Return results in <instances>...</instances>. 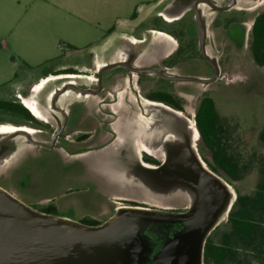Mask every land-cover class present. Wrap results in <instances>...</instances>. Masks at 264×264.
Listing matches in <instances>:
<instances>
[{
	"label": "flooded vegetation",
	"instance_id": "flooded-vegetation-1",
	"mask_svg": "<svg viewBox=\"0 0 264 264\" xmlns=\"http://www.w3.org/2000/svg\"><path fill=\"white\" fill-rule=\"evenodd\" d=\"M209 1L211 4L202 0H151L150 2L154 7L146 21L140 19V12L135 13L134 19L138 22L132 28L134 38H109V41H107L109 44L103 50L102 55L88 54L86 56L85 62L87 65H80L81 61L75 55L74 61L77 63L74 66H61L51 70L43 69L44 78L37 84L48 78L49 74H53L50 76H74L77 78H58L48 81L44 85L35 100L41 110L42 115L40 116L33 114L30 109L31 115L5 111L10 112V119L13 118L11 121L18 123L17 126L20 128L29 126L37 129L38 133L33 137L38 143L29 142L24 134L0 137V150L4 154L11 153L14 149L13 146L20 145L15 159L12 160V163L14 161H17V163H14V169L10 170L7 183L3 185L0 183V186L7 191L16 189L18 194L26 195V197L40 195V197L48 196V198L55 199L54 186H63L76 178H90L91 183L89 184L93 187V194L103 197L101 199L100 215H105L107 210L116 212L117 208L125 205H139V203L142 205L141 203L144 202H140L136 197L129 195L128 192L123 193L124 191L118 187L108 186L107 178L103 176V163H89L86 154L94 149L93 145L95 143L97 144L96 149L100 150L118 137L117 131L112 128L113 114L110 111L111 109L107 108L112 101L117 102L122 99L125 103H128L135 99L138 102L140 98L141 102L146 99L165 103L176 110L178 114H180L178 112L180 111L182 113L180 115L187 118L184 113L185 99L182 97L183 92L177 90L175 83H202L179 79V76L201 77V75L197 73L184 74L178 72L177 69L182 66L186 69L189 66L197 67L201 65L200 63L205 62L208 65L207 70L211 71V75L201 78L211 79L216 72H218L217 79L220 77V71L222 70L219 59L214 58L209 53L207 20L202 5L217 13L231 12L223 17L222 22L219 21V16H216L211 24H229L232 26L229 29V36L233 41H237L244 36L241 25L233 26L232 24L236 21L239 22L240 13H243L245 9L231 11L234 7L237 8L236 5L241 0ZM198 9L200 10V16ZM167 14L173 15V19H168ZM112 32L110 31L107 37ZM65 57L61 56L59 60H63ZM98 59L102 62L97 63ZM93 66L96 68H92ZM135 69L143 71L138 72ZM136 74L139 76L136 79L137 83L134 81ZM125 75L128 78V84L126 85L129 91L121 96L117 91L121 86L119 77ZM83 78L93 80L95 86L79 84V80ZM145 79H150L155 83L158 81L157 84H160V86L153 87L143 94L139 82L141 80L145 81ZM55 82L57 83L51 86ZM66 85L68 86L66 87ZM32 88L33 86H30L28 91H24V94L28 96L27 94ZM72 91L90 99L87 101H71L73 95L70 92ZM205 96L210 95H204L201 100ZM30 98L33 99L32 97H24L22 101L18 97L11 100L19 101L25 105L24 101L26 102ZM95 98L98 99L99 104L96 109L91 104L96 100ZM178 119L180 122H176L173 127L176 135L182 138L188 135L189 130L184 119L181 117ZM194 119L196 120V114ZM109 134L110 138L107 136ZM162 137L163 135L160 134L156 141L162 140ZM27 144L37 150L27 152ZM71 157L74 159H71ZM143 159L156 165L161 164L163 161V159L157 158L146 151H143ZM135 164L127 163L130 167L135 166ZM89 170L94 171V176H90L91 172ZM55 172L58 177H56ZM47 173L50 174L49 177ZM109 190L110 195L117 197V199L108 201L109 197L105 194ZM113 203H120L121 205L114 206ZM162 208L164 210L161 211L168 213L182 212L179 210L180 206L170 205ZM58 209L56 203H50L41 208L43 211H55L56 214ZM80 222L102 223L98 218H84Z\"/></svg>",
	"mask_w": 264,
	"mask_h": 264
},
{
	"label": "water",
	"instance_id": "water-1",
	"mask_svg": "<svg viewBox=\"0 0 264 264\" xmlns=\"http://www.w3.org/2000/svg\"><path fill=\"white\" fill-rule=\"evenodd\" d=\"M202 1L211 4L209 0ZM199 12L198 9L200 16ZM217 77L218 72L211 79L195 76H179V79L208 84ZM148 105L158 110L155 115L153 111L146 112L150 122L157 125L149 143L163 148L165 161L159 165L136 163L132 167L127 163H113L111 167L103 164L104 171H112L109 177L105 176L107 184L130 190L129 194L140 191L168 201L189 194L192 201L188 209L168 213L148 206L126 205L117 208L106 221L91 225L36 210L0 186V264H201L204 261L211 229L223 212L232 209L237 199L235 191L199 158L192 145L187 118L170 106ZM180 117L189 130L182 138L173 127ZM191 122L199 138L197 122L195 119ZM17 134L38 143L25 129L0 137ZM160 134L162 140L156 141ZM2 152L0 159L5 155Z\"/></svg>",
	"mask_w": 264,
	"mask_h": 264
},
{
	"label": "rangeland",
	"instance_id": "rangeland-1",
	"mask_svg": "<svg viewBox=\"0 0 264 264\" xmlns=\"http://www.w3.org/2000/svg\"><path fill=\"white\" fill-rule=\"evenodd\" d=\"M60 2H69L73 4L76 10L83 8L84 12L87 13L86 16L91 18V22H88L85 18L75 16L70 18L74 20L72 26L71 20L67 22V19L62 18V15L56 20L53 21L55 33L54 41L57 43L58 49L55 51V54H66L71 51L69 44H77L82 46L86 44L89 38L96 32L98 28V21L104 26H116L120 20H125L130 18L133 11L140 9L143 0H58ZM237 9H245L243 13H240L239 22H233V26H239L243 28L241 31L244 33L243 38L240 37L237 41H233L229 36V24L226 25H216L211 24L213 18L219 16V21H223V17L228 12H214L209 9L207 6L202 5L204 11V16L207 20V31H208V47L209 53L218 58L221 64L220 77L212 83H195V82H178L175 83L177 90L182 91V97L184 100V113L185 115L194 120L195 114L200 103L201 98L204 95H210L215 99V103L218 109V112L225 124L226 131L225 135L227 136V141L230 143V150L235 152L242 163L248 165L247 172L242 180L234 181L231 178L227 177L224 173H219L223 179L230 184L232 189L235 191V196L242 193H253L258 180L260 178V157H264V143L261 141L260 133L264 126V67L257 65L250 52L249 42H250V33L255 17L264 10V0H241ZM47 9L43 8L41 11V17L44 20V24L48 21ZM242 11V10H240ZM66 14H63V17H66ZM241 20V21H240ZM70 24V25H68ZM96 36V35H95ZM94 36V37H95ZM91 37V38H92ZM39 58H44L40 56ZM17 62L21 66V71L24 70L25 64L20 61L18 57H15ZM48 63V62H47ZM71 59H68L67 56L63 60H55L47 65H43L41 70L49 68H58L62 64H70ZM201 65L195 67H187V69L182 66L177 69L178 72L184 74L197 73L201 77L211 75V71L207 70L208 65L203 62ZM96 68V67H92ZM192 71H191V70ZM15 72H18L15 69ZM139 76L135 75V82ZM120 78V87L117 89L119 95L123 96L129 91L127 89L128 78L125 75ZM143 80V79H142ZM141 80V81H142ZM139 82V85L142 89V93L145 94L150 91L153 87H159L160 84L152 82L150 79H145V81ZM57 82L51 84L54 86ZM79 84L86 86H95V82L83 78L79 80ZM137 83V82H136ZM73 95L71 101L75 100H89L90 98H85L83 95H78L75 92H70ZM18 98V97H17ZM14 97L13 99H17ZM91 104L93 108L99 107L98 99L95 98ZM11 100V99H9ZM130 105V104H129ZM127 104L120 103L119 105H114L113 109L118 113L114 114L115 127L118 128L119 121L116 120V117H121L120 113L126 110H129ZM133 111V118L135 119L138 116H141L142 112H155L158 113L157 109L150 107L144 101L139 102L138 104L134 102L133 107L130 109ZM6 110L0 109V123H10L18 125L11 121L10 112H5ZM100 113V111H99ZM146 114V113H145ZM150 117V116H149ZM148 121V119H146ZM150 121V120H149ZM148 121V122H149ZM120 127V125H119ZM110 137V135H108ZM19 138V137H18ZM23 139V138H19ZM24 144V142H23ZM26 145V144H25ZM96 143L93 145V150L97 151ZM197 147L201 157L210 163H214L211 157V154L208 148L204 145L203 141L200 138L197 140ZM25 149V148H24ZM27 152H35L37 149L31 145L27 144ZM15 159V158H14ZM13 159V160H14ZM71 159H74L71 157ZM14 163L17 161H10L6 165H0V183L1 185L7 183V179L10 173V170L14 169ZM90 176H94L92 170H89ZM56 173V172H55ZM46 174V173H45ZM89 174V172H88ZM57 175V173H56ZM49 177L50 174L47 173ZM58 177V175L56 176ZM89 178V177H88ZM90 179V178H89ZM89 179L76 178L68 183H65L63 186L58 185L54 186V198H48V196H29L20 195L16 189H9L8 191L13 194L16 198L20 199L27 205L44 212L41 210L42 207L49 205L50 203H56L59 207L57 215L65 218H69L76 221H81L84 218H98L101 222H104L109 217L114 214V210H107L105 215H100L101 207V197L100 195L93 194V187L89 184L91 183ZM108 185V184H107ZM110 185V184H109ZM108 185V186H109ZM112 186V185H110ZM109 189V188H108ZM69 190V191H68ZM123 193L128 194L131 192L123 188ZM13 192V193H12ZM109 192V195H108ZM105 195L110 199H117V197H112L110 195V190ZM133 192V191H132ZM102 194V193H101ZM139 194V195H138ZM133 197H136L141 203L148 207H156V209L164 210L163 206H180V211L187 210L188 206L191 204L192 197L189 194H182L176 200H167L163 199L159 195L153 194H144L143 192L135 194V192L129 194ZM112 197V198H111ZM119 199V198H118ZM236 200H234L235 203ZM112 202V201H111ZM114 206H120V203H113ZM156 204L157 206H152ZM140 205V203H139ZM229 212L222 213L214 226L211 229L210 235L214 241H219L222 233L229 228L228 224ZM241 260H235L226 264H264V252H254L247 248H241ZM201 264H205L203 261ZM215 264V263H210Z\"/></svg>",
	"mask_w": 264,
	"mask_h": 264
},
{
	"label": "crops",
	"instance_id": "crops-1",
	"mask_svg": "<svg viewBox=\"0 0 264 264\" xmlns=\"http://www.w3.org/2000/svg\"><path fill=\"white\" fill-rule=\"evenodd\" d=\"M150 1L143 0L139 10L133 11L130 18L120 20L116 26H104L101 21H98L96 32L86 44L82 46L74 43L69 44L71 51L65 56L71 59V63L62 64L61 66H74L77 63L74 61L75 55L80 59V65H87L85 62L86 56L88 54L102 55L103 50L109 44L107 42L109 38H134L132 28L138 22V20L134 19L135 13L137 11L138 13L140 12V19L146 21L154 7ZM43 8L48 10V21L46 24H44V20L41 17ZM84 11L83 8L76 10L73 4L69 2H60L58 0H0L1 99L9 100L18 96L23 101L24 97H31L33 88L44 78V72L41 67L56 59L59 60V57L63 56V54H55L59 45L54 41L55 25L53 21L62 15V18L67 19V22L71 20L72 26L75 25V22L70 18L75 16L83 17L88 22H91V18L86 16L87 13ZM63 14L67 16L63 17ZM93 23L91 22V24ZM110 31L113 32L107 37ZM40 56L44 58H39ZM15 57H18L26 65L23 71H21V66ZM96 62L101 63L102 60L98 59ZM61 66L59 65V67ZM15 69L18 72H15ZM51 69L49 68V70ZM50 75L53 74L48 76L50 77ZM30 86H33V88L26 96L24 91H28ZM122 102L124 101L119 99L117 102L112 101L111 104H108L107 108L111 109L112 118H114V114L118 113L113 109L114 105L122 104ZM134 102L138 104L141 100L139 98L138 102L135 99L128 103L124 102V104H130L128 106L129 110L121 112V117H116V120L119 121L118 128L115 127L113 120L112 128L118 133L116 140L105 145L100 150L94 151L92 149L87 152L86 159L89 163H103L105 167H111L114 165L113 163H150L143 159V151L163 159L162 163L165 161L166 155L163 148H158L155 144L149 143L150 137L154 135L157 128L156 124L149 121V115L145 114L146 112H142L141 116L129 119V117L133 118V111L130 109L133 107ZM107 116L110 118L109 115ZM111 172L106 170L103 172V176L109 177L112 174Z\"/></svg>",
	"mask_w": 264,
	"mask_h": 264
},
{
	"label": "trees",
	"instance_id": "trees-1",
	"mask_svg": "<svg viewBox=\"0 0 264 264\" xmlns=\"http://www.w3.org/2000/svg\"><path fill=\"white\" fill-rule=\"evenodd\" d=\"M254 62L264 67V10L254 19L249 42ZM0 109L31 115L28 107L19 101L0 98ZM200 138L208 148L214 163L206 160L212 170L224 173L234 181L242 180L248 165L230 150V143L225 135L226 127L218 112L215 100L205 96L196 113ZM264 143V126L260 133ZM260 178L253 193H240L229 212V228L220 240L209 237L205 244V264H226L241 260V248L254 252H264V157H260ZM56 214L55 211H44ZM97 225L98 223H89Z\"/></svg>",
	"mask_w": 264,
	"mask_h": 264
},
{
	"label": "bare ground",
	"instance_id": "bare-ground-1",
	"mask_svg": "<svg viewBox=\"0 0 264 264\" xmlns=\"http://www.w3.org/2000/svg\"><path fill=\"white\" fill-rule=\"evenodd\" d=\"M167 18L168 19H173V15L167 14ZM163 37V36H162ZM166 37V36H165ZM163 39V38H162ZM168 39V37H167ZM169 40V39H168ZM58 78H71V79H75L77 77L74 76H50L48 78H46L45 80H43V82H41L40 84H37L33 90H32V95L31 97L33 99L30 98L29 101H24V104L33 112V114H35L36 116H40L41 114V110L38 107L37 103H36V98L39 95L40 91L42 90V88L44 87V85L51 80L54 79H58ZM70 94V93H68ZM145 103L150 104V105H159V106H165V107H169L167 104L165 103H160V102H155V101H150V100H146L144 99ZM180 114H182L180 111H178ZM187 120L189 121V129H190V134H191V141H192V145L193 148L197 151L199 158H201V155L199 153V150L197 149V140H198V131L195 128L194 125H192V120L190 118L187 117ZM19 129H25L27 130L32 136L37 135L38 130L33 128V127H29V126H24L23 128H20L19 126L15 125V124H10V123H3L0 125V135H4V134H8V133H13L14 131H18ZM20 145H16L13 146L14 149H12L11 153H7L5 154L1 159H0V165H6L7 163H9L10 161H12L15 157H16V153L18 152V148ZM147 150H149L148 148H146ZM150 151V150H149ZM202 159V158H201ZM203 162V165H206V163ZM126 206V205H125Z\"/></svg>",
	"mask_w": 264,
	"mask_h": 264
}]
</instances>
